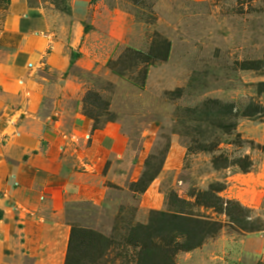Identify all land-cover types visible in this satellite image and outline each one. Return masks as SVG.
<instances>
[{
    "label": "rangeland",
    "instance_id": "1",
    "mask_svg": "<svg viewBox=\"0 0 264 264\" xmlns=\"http://www.w3.org/2000/svg\"><path fill=\"white\" fill-rule=\"evenodd\" d=\"M83 1L91 11L83 24L89 49L84 65L69 74L82 87V112L99 127L120 126L142 173L153 156L146 180L163 168L153 186L163 199L158 212L169 211L172 194L194 203L213 183L226 184L219 211L201 210L221 224L217 234L179 253L176 264H264V152L257 148L264 146V118L245 116L252 104L264 108L257 88L264 66L243 70L264 59V0ZM229 111L232 116L223 115ZM226 124L233 127L229 134L221 130ZM237 135L254 146L226 145ZM222 153L231 161L248 155L253 167L215 172L212 159ZM170 156L180 159L175 170H165ZM125 187L113 224L105 221L114 215L110 209L105 217L89 202L67 207L72 227L115 238L106 264H124L129 229L152 217V210L139 208L142 195L129 192L130 183Z\"/></svg>",
    "mask_w": 264,
    "mask_h": 264
},
{
    "label": "crops",
    "instance_id": "2",
    "mask_svg": "<svg viewBox=\"0 0 264 264\" xmlns=\"http://www.w3.org/2000/svg\"><path fill=\"white\" fill-rule=\"evenodd\" d=\"M89 13L83 0H0V264H65L68 205L111 211L113 224L119 195L142 173L120 126L95 129L83 114L82 87L69 75L85 63ZM168 162L175 170L180 159ZM156 181L140 210L162 209Z\"/></svg>",
    "mask_w": 264,
    "mask_h": 264
},
{
    "label": "trees",
    "instance_id": "3",
    "mask_svg": "<svg viewBox=\"0 0 264 264\" xmlns=\"http://www.w3.org/2000/svg\"><path fill=\"white\" fill-rule=\"evenodd\" d=\"M263 66L264 59L243 64V70L260 71ZM257 88L258 93L263 95L264 83H258ZM223 115L230 117L232 112L229 111ZM257 115L264 118V108L252 104L245 116L255 117ZM103 126L99 127L94 124L95 129H100ZM232 128V125L229 124L221 126V130L226 134H229ZM236 137L237 139L233 143H226V145L234 144L238 148L244 144L254 146V143L242 140L240 135ZM200 147L202 152L212 153L214 151L210 145H200ZM257 148L264 152V146L257 145ZM188 150L191 152V148ZM152 158V155L147 158L145 171L141 173L135 183L131 184L130 190L135 194H144L150 184L159 174H162L163 168L146 180L148 164ZM211 164L215 172L231 167H238L242 172H249L253 167V161L248 155L231 161L224 153L220 154L219 157H213ZM137 186H141L142 189L134 190L133 188ZM225 190V183L215 182L208 188V192H200L194 203L172 194L170 196L172 204L168 212L152 210V217L147 225H136L129 229L122 244L124 247V264H176L175 259L179 253H189L201 247L206 240L217 234L218 227L221 226L219 222L207 217L201 210L214 209L216 211L218 208L219 211L220 204L224 202L219 195ZM195 195L192 193L191 197ZM226 205L228 206V204ZM193 208L198 209L196 213L192 212ZM115 245L114 237L108 238V236L97 231L77 229L71 226L65 264H106V259Z\"/></svg>",
    "mask_w": 264,
    "mask_h": 264
},
{
    "label": "built area",
    "instance_id": "4",
    "mask_svg": "<svg viewBox=\"0 0 264 264\" xmlns=\"http://www.w3.org/2000/svg\"><path fill=\"white\" fill-rule=\"evenodd\" d=\"M62 137H63V139H64L65 141H69V142H71V143H73V144H76V143L79 142V137H78L77 135H75V134L68 135V136H67L66 134H63ZM89 139H90L89 136H86V137L84 138V140H86V141H89Z\"/></svg>",
    "mask_w": 264,
    "mask_h": 264
}]
</instances>
